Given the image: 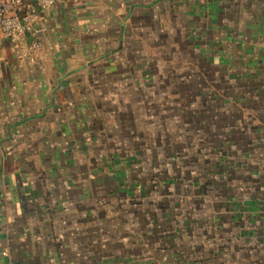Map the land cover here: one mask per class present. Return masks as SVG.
<instances>
[{"label": "crops", "instance_id": "crops-1", "mask_svg": "<svg viewBox=\"0 0 264 264\" xmlns=\"http://www.w3.org/2000/svg\"><path fill=\"white\" fill-rule=\"evenodd\" d=\"M263 26L264 0H62L38 25L47 48L41 63L26 62L19 44L4 40L0 264H84L87 259L93 264H184L161 259L156 245L127 231L131 212L123 194L134 202L142 193L140 167L151 164L147 179L153 178L149 183L155 190L160 187L154 181L175 182L166 174V163L156 168L152 158L159 154L176 162L172 141L157 145L153 140L156 151L147 148L156 133L171 138L166 120L182 105L179 93H170L163 81L161 88H152L158 70L153 61L180 58L182 43L203 41L239 40L243 51L256 56ZM245 40L254 46L246 48ZM155 168L162 179L155 178ZM104 222L116 225L109 233L111 247L130 250L136 258H102ZM174 242V248H165L186 259L181 252L188 242ZM1 250H10V258H2ZM206 259L185 264L220 262ZM255 259L261 264V257Z\"/></svg>", "mask_w": 264, "mask_h": 264}, {"label": "rangeland", "instance_id": "rangeland-1", "mask_svg": "<svg viewBox=\"0 0 264 264\" xmlns=\"http://www.w3.org/2000/svg\"><path fill=\"white\" fill-rule=\"evenodd\" d=\"M260 31V34L264 33V26L260 27ZM262 37L258 36L260 40L257 42L259 50L256 56L254 52L243 51L245 47L239 44V40L203 41L182 43L177 51L180 58L175 56L153 61L158 74L152 79V88H161L163 81L170 93H179L177 99L182 105L166 120L171 138L166 139L156 133V139L151 138L147 148L151 150L150 153L156 151L153 140L157 145L172 141V158L176 162H168L159 154L152 158L156 160V168L166 163V174L175 182L163 186L154 181L153 185L160 188L159 191L153 189L152 183H149L153 182V178L147 179L148 168H151L148 163L149 166L140 167L144 170L142 183H139L142 193L136 196L134 202L131 195L124 193L123 200L129 206L128 212H131L127 213V231L156 245L162 250L160 256L163 260L185 264L188 259L201 262L214 258L220 262L211 260V264H260L258 259H255L257 263L253 260L261 257V264H264ZM245 41L246 48L254 46L255 42ZM232 46L242 49L230 50ZM188 54L195 55V59ZM176 64L180 68L176 72L178 74L171 72L177 67ZM171 110L174 111V107ZM215 141L222 146H215ZM242 145L255 150L256 157L240 152ZM204 149L207 152L203 157L200 152L204 153ZM137 175V178L141 177L138 172ZM155 178L162 179L158 169ZM216 185L221 187L216 190ZM108 215L113 216L114 213L109 212ZM230 216L235 218L231 220ZM150 220H153L152 223ZM215 223L222 226L225 235L213 228ZM240 223L247 224L243 232L238 230ZM104 224V231L108 233L104 234L102 258L109 260L112 256L119 262L129 256L136 258L130 250L117 251L111 247L116 225ZM110 231L113 234H109ZM158 232L164 235L159 238ZM174 240L188 242V247L181 252L186 259L179 260L175 253L165 248L167 245L169 249L174 248L171 247L177 245ZM168 241L173 243L167 244ZM86 242L88 245L91 243L90 240ZM260 242H263V246L256 250L255 246ZM89 250L87 248L88 255ZM212 252L215 257L205 255ZM10 256V250H1L2 258L9 259ZM87 260L84 264H93L91 259ZM113 263L109 260L105 264Z\"/></svg>", "mask_w": 264, "mask_h": 264}, {"label": "built area", "instance_id": "built-area-1", "mask_svg": "<svg viewBox=\"0 0 264 264\" xmlns=\"http://www.w3.org/2000/svg\"><path fill=\"white\" fill-rule=\"evenodd\" d=\"M62 0H0V66L3 41L10 39L19 44V54L30 64H39L47 56L42 41L44 22L49 12ZM78 1V0H77ZM114 178H108L113 183Z\"/></svg>", "mask_w": 264, "mask_h": 264}, {"label": "trees", "instance_id": "trees-1", "mask_svg": "<svg viewBox=\"0 0 264 264\" xmlns=\"http://www.w3.org/2000/svg\"><path fill=\"white\" fill-rule=\"evenodd\" d=\"M253 142H254V140H253ZM220 142H217V141H215L214 142V144H215V146H222V144H219ZM206 152H207V149H204V153H201L200 152V155H202L203 157L206 155ZM240 152H242V153H248L249 154V157H256V151L255 150H253L252 148H246L245 147V145H242V146H240ZM165 157V156H164ZM167 157H169V156H167ZM167 160H168V158H167ZM205 175V174H204ZM212 187H213V184H212ZM221 187V185H216L215 186V189L217 190V189H219ZM230 189V191H231V187L229 188ZM230 204V203H229ZM232 218H235V217H233V216H230V219L232 220ZM213 224H214V222H213ZM246 223H244V224H241L240 223V228H238V230L240 231V232H243L244 230H245V228H246ZM238 226H239V224H238ZM213 228L216 230V231H218L221 235H225V233L221 230L222 229V226H219V223H215V226L213 225ZM257 227H255V229H256ZM252 229H254V228H252Z\"/></svg>", "mask_w": 264, "mask_h": 264}, {"label": "water", "instance_id": "water-1", "mask_svg": "<svg viewBox=\"0 0 264 264\" xmlns=\"http://www.w3.org/2000/svg\"><path fill=\"white\" fill-rule=\"evenodd\" d=\"M8 41H11L10 39H8Z\"/></svg>", "mask_w": 264, "mask_h": 264}]
</instances>
